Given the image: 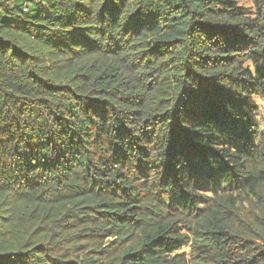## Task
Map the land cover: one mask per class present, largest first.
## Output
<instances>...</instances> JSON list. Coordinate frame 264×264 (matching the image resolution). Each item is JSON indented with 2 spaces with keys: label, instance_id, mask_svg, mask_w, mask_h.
Segmentation results:
<instances>
[{
  "label": "trees",
  "instance_id": "obj_1",
  "mask_svg": "<svg viewBox=\"0 0 264 264\" xmlns=\"http://www.w3.org/2000/svg\"><path fill=\"white\" fill-rule=\"evenodd\" d=\"M0 0V264H264V0Z\"/></svg>",
  "mask_w": 264,
  "mask_h": 264
},
{
  "label": "rangeland",
  "instance_id": "obj_2",
  "mask_svg": "<svg viewBox=\"0 0 264 264\" xmlns=\"http://www.w3.org/2000/svg\"><path fill=\"white\" fill-rule=\"evenodd\" d=\"M238 5L244 7V8H249L251 4V0H236Z\"/></svg>",
  "mask_w": 264,
  "mask_h": 264
}]
</instances>
